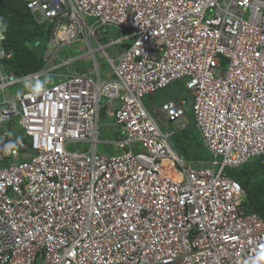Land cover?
Instances as JSON below:
<instances>
[{"label":"built area","instance_id":"obj_1","mask_svg":"<svg viewBox=\"0 0 264 264\" xmlns=\"http://www.w3.org/2000/svg\"><path fill=\"white\" fill-rule=\"evenodd\" d=\"M21 1L48 39L40 69L0 65V264H264V219L226 174L264 157V0ZM180 82L190 107L149 113ZM186 108L207 167L172 143Z\"/></svg>","mask_w":264,"mask_h":264},{"label":"trees","instance_id":"obj_2","mask_svg":"<svg viewBox=\"0 0 264 264\" xmlns=\"http://www.w3.org/2000/svg\"><path fill=\"white\" fill-rule=\"evenodd\" d=\"M0 29L4 35L3 47L12 53L8 59L0 60L2 71L21 76L40 69L42 56L37 55L31 46L37 37H47V30L34 22L24 2L0 0ZM177 86L183 91V83H177ZM187 114L190 117L189 111ZM193 130L196 131L195 126ZM196 134L200 139L197 131ZM201 145L204 153L210 157L206 161L209 163L213 158L202 142ZM228 170L226 174L244 188L246 205L264 219V157L253 158L238 168Z\"/></svg>","mask_w":264,"mask_h":264},{"label":"rangeland","instance_id":"obj_3","mask_svg":"<svg viewBox=\"0 0 264 264\" xmlns=\"http://www.w3.org/2000/svg\"><path fill=\"white\" fill-rule=\"evenodd\" d=\"M111 38H115L117 36V33L114 31L109 32ZM104 43V41H102ZM47 43V37L42 36L40 39L37 37L35 41L33 42V45L31 46L35 53L39 56L43 55L44 47ZM108 51H111V49H107ZM70 54V53H67ZM64 56L66 54H63ZM74 55V54H70ZM97 60L99 63V66L105 75H108V66L104 59H101L100 56H97ZM74 66H78V68L81 66V63H77ZM103 76V75H102ZM184 90V89H183ZM13 94L12 90H7L6 95ZM185 96L188 101V107H190V98L188 94L185 91H182L180 87L177 86V83L172 84L171 86L159 90L151 95L145 96L143 98V103L149 113L153 114V108L160 105L163 101H169L173 100L180 96ZM104 101H102V104ZM188 111L189 109L186 108ZM110 110L108 111V113ZM186 124L188 125V129L176 134L172 138V143L174 144V148L176 153L178 154L179 158L183 161H186L189 163L191 167H200L204 166L207 167V160H210V157L208 154L204 153V150L201 148V141L198 138V135L196 134V131L193 130L194 123L192 120H190L189 117L185 119ZM103 124L109 125L111 123V119H103ZM106 129H103L101 132V136L103 137L106 134ZM84 150L87 149V147H82ZM74 149H78V147H74ZM100 150H102L103 153H111L112 149H105L104 147H100ZM201 152V153H200ZM195 154V155H194ZM204 161V162H203ZM204 163V164H203ZM226 173H229V170H226Z\"/></svg>","mask_w":264,"mask_h":264},{"label":"crops","instance_id":"obj_4","mask_svg":"<svg viewBox=\"0 0 264 264\" xmlns=\"http://www.w3.org/2000/svg\"><path fill=\"white\" fill-rule=\"evenodd\" d=\"M106 135H109V137L111 138V136L113 137L115 135V133L110 129V127L108 128V131H105ZM111 135V136H110ZM116 150V149H115ZM112 151H114V149H112ZM117 151V150H116Z\"/></svg>","mask_w":264,"mask_h":264},{"label":"clouds","instance_id":"obj_5","mask_svg":"<svg viewBox=\"0 0 264 264\" xmlns=\"http://www.w3.org/2000/svg\"><path fill=\"white\" fill-rule=\"evenodd\" d=\"M21 1V0H20ZM29 11V10H28ZM32 16V15H31ZM32 19L34 20V18H33V16H32ZM34 22H35V20H34ZM36 23V22H35ZM36 24H38V23H36ZM38 25H40V26H43L46 30H47V28L45 27V25H41V24H38ZM47 39H48V31H47ZM190 118V117H189ZM193 122V121H192Z\"/></svg>","mask_w":264,"mask_h":264}]
</instances>
